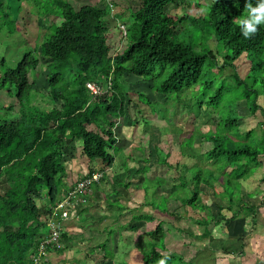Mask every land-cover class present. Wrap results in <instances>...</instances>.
Masks as SVG:
<instances>
[{
  "label": "trees",
  "instance_id": "1",
  "mask_svg": "<svg viewBox=\"0 0 264 264\" xmlns=\"http://www.w3.org/2000/svg\"><path fill=\"white\" fill-rule=\"evenodd\" d=\"M5 1L0 0V32L7 29L14 34L15 20L7 14L11 8ZM15 1H18L17 12L21 10L22 1L39 12V4L43 0ZM138 1L134 10L123 9L111 0L96 4L85 2L77 8L69 0L47 1L50 10L46 7L42 14L38 13L39 20L50 18L41 42L26 52L14 68L1 61L0 90L10 94L4 86L13 87L19 111L15 118L11 113L12 105H7L2 108L6 115L0 117V182L3 183L0 192V264H33L32 256L49 232L48 218L65 193L94 173L100 174L101 178L89 190L97 188L102 181L103 170L112 167L114 158L121 154L116 128L134 96L126 92L125 76L150 83L149 90L164 97L175 108L171 117H166L164 110L163 115L158 113L159 105L151 103L143 93H134L138 99L135 106H138V114L142 118L132 126V130L142 122H149L144 124L149 126L150 120L143 115L144 111L154 113L170 127L173 126L170 120L176 118V114L183 113L185 120H190V126L201 108L213 110L215 114L212 116L216 119L214 126L203 125L184 131L177 125L175 130L179 154L183 158L201 157L195 149L196 137L211 145L203 159L211 163L212 169L179 165L175 188L186 189L190 177L194 185L191 193L187 191L186 196H177L172 192L168 197H162L168 201L174 196L173 202L200 213L199 219L190 217L189 220L203 228L202 239L208 238L210 225L223 223L227 226L239 218L243 222L251 219L253 224L255 207L245 202L241 194L234 201L235 190L231 185L238 184L240 190V181L247 176L249 167L255 166V170L259 166L258 160L264 158V146H260L264 144V138L251 139L253 145L240 141L252 138L255 128L240 130L239 121L243 116L236 106V102L244 100L249 116H261L260 124H257L264 130V109L257 103L264 95V26H258L257 32L249 38L242 37L236 21L245 14L246 0ZM247 2L255 7L258 0ZM169 6L180 7V15L168 13ZM125 13L128 21L122 34L125 45L115 53L107 39L111 33L108 19L116 18L117 23H121ZM116 28L122 37L119 26ZM40 59L48 62L43 90L46 93L42 95L51 107L44 111L31 105L34 85L30 80L39 67ZM238 64L245 65L243 77L237 70ZM226 68L231 71L228 76L223 75ZM87 83L101 86V94L92 96L85 87ZM180 106L182 111H178ZM232 129L243 132L240 134L243 137L231 140L233 137L227 132ZM76 142L85 161L89 164L97 162L104 169H89L78 181L67 183L63 158L69 144ZM160 150L158 167L175 170L167 163L168 154L162 155L168 151L166 146ZM203 171L206 173L204 177L201 176ZM155 184L160 185V181ZM200 187L210 191L208 198L217 209L222 208L218 204L222 199L215 191L219 188L218 193H225L223 199H228L230 207L226 209H234L233 214L230 217L221 215L219 220H215L202 203ZM88 195L87 192L82 195L84 201ZM42 197L47 205L41 217L35 201H41ZM108 206L122 209L110 201ZM243 210L247 216L241 215ZM86 212L87 209H83L80 214ZM155 212L167 214L166 210ZM177 216L188 218L186 215ZM55 219L60 221V215ZM132 219L151 223L155 217L140 214ZM177 232L181 233L180 230ZM165 234L167 232L161 222L146 234L152 243L162 244L163 252H149L142 264H157L160 259L175 255L180 260V256L187 257L186 251L172 253L166 244L163 245ZM66 236L62 229L59 237L61 248H47L48 256L63 253ZM103 250L104 258L111 261L112 250L108 253L105 248Z\"/></svg>",
  "mask_w": 264,
  "mask_h": 264
},
{
  "label": "rangeland",
  "instance_id": "2",
  "mask_svg": "<svg viewBox=\"0 0 264 264\" xmlns=\"http://www.w3.org/2000/svg\"><path fill=\"white\" fill-rule=\"evenodd\" d=\"M47 1L50 0L41 1L39 12H35L34 6L23 1L20 4L21 10L17 12L18 1H5V4H9V8H11L10 13L7 12V14L15 20L16 33L14 31V34H12L7 29H3L0 32V64L3 60L8 67L14 68L26 52L31 51L36 44L41 42L43 34L47 31V24L50 18L44 17V19L39 20L40 16H38V13L42 14L46 10V7L47 10H50L51 7H48ZM69 1L77 8L82 4H86L85 2L96 4L102 0ZM111 1L115 5H120L123 9H127L128 7L131 10H134L139 4L138 0ZM167 12L180 15L181 11L180 7L169 6ZM122 17L124 19L121 23H117L116 18L108 19V27L111 33L107 36V39L115 53H118L125 45L124 35H122L124 32L121 31L122 37H120L118 28H116L117 25L120 26L121 24H123L124 29L127 28V13L122 14ZM210 49L214 50L212 43H210ZM217 60L219 62L218 58ZM47 64L48 62L40 59L39 67L33 73V77L30 80L34 85V97H32L31 105L38 107L40 111L49 110L51 107L50 103L42 95L46 93L43 90L46 87ZM242 69H245V65L238 64L237 70L240 72L241 77L244 76L241 75L244 73ZM230 74L231 71L227 68L223 71L224 76ZM1 77L0 65V79ZM123 81L126 86V92L129 91L128 93L134 96L126 107V115L121 120V124H118L116 128V136L119 140L118 146L122 152L114 158L112 167L104 169V167H99L100 164H97V162L89 164V162L80 156L78 142L69 144L66 150L68 155L65 154L63 158L67 170V183L80 179L89 169H104L102 172L103 178L97 188L92 187V191L89 190L87 192L90 197L86 201L83 200L82 208L87 209V212L80 214V208L74 207L69 212L67 219L63 221V230L67 234L66 240L63 243V253L60 256L55 255V257L53 255L51 257L47 256L45 261L48 264H142L144 256L149 254V252L156 251L161 254L163 252L162 244L152 243L146 235L161 222L164 230L167 232L163 245L166 244L172 253H179L184 250L187 254L185 258L180 256L181 260L178 255L169 256L166 259V264H263L264 158L258 160L259 166L255 170V166L249 167L250 171L247 172V176L244 180L240 181V190L238 184L232 183L231 185V189L235 190L233 195L234 201L238 200L241 194L245 202L255 207L256 219L253 224L250 223L251 219H248L247 222L244 221V223L239 218L227 226H224L223 223L217 224V226L210 225L208 227L210 233L208 238H200L203 228L189 220L190 217L199 219L201 217L200 213L183 208L178 202H173V199H175L173 195V199H168V201L162 196L168 197L172 192H175L174 194H177V196H186V192H190L191 188L193 189L194 185L190 182V177L187 179L189 184L188 186L185 185L187 186L186 189L181 187L175 188L178 185L179 165L184 164L188 167L199 165L212 169L211 163L203 159L205 153L211 149V145L196 137L194 142L195 149H198L201 157L191 160L183 158L179 154L178 136L175 134V130L177 125L182 127L184 131L186 129H198L203 125L211 124L214 126L216 119L214 118L215 116H212L215 114L213 110L201 108L195 122H193L194 124L191 126L188 124L190 120H185L182 115L183 113L176 114V118H171L170 120L171 126L173 125L170 127L154 113L144 111L145 114L143 115L147 116L150 120L149 126H145L149 122H142L141 125L139 124L136 128L133 127L132 130V126L142 118L138 114V106H135L138 99L134 93H143L151 103H156L160 106L158 113L163 115L162 110H164L166 117H171L175 108L173 109L172 104L164 97L152 93L148 88L150 83L130 76L123 77ZM4 88L11 93L7 94L6 91L0 90V117L6 115L2 108L12 105L11 113L16 118L19 105L13 94L14 89L7 85ZM185 94L188 95L187 92ZM257 103L264 109V95L259 98ZM236 106L243 116V119L239 121L240 130L244 131L250 128L253 129L254 127L255 131L252 133V138L248 140H242L243 136L240 134L243 132L237 129H232L227 134L233 137L231 140L236 141V139H241L240 141L253 145V140H256V138L258 140L264 138V130L258 127L261 116L258 113L256 117L249 116L244 100L236 102ZM182 109L183 107H178V111H182ZM165 146L168 151L162 152V155L164 154L163 156L165 157L168 154L167 163L171 167H175V170L173 168H169L168 170L166 167H158L157 165L158 153L161 151V147ZM260 146H264V144L261 143ZM77 165L80 169H78ZM203 173L202 177L206 175L205 171ZM157 181H160V185L155 184ZM2 185L1 181L0 192ZM200 190L203 194H201L202 203L215 220H219L221 215L230 217L233 214L234 209L231 211L226 209V207H230L228 206V199H223L226 196L225 193H218L219 188H215L219 199H222L218 203L222 208L219 207L218 209L215 206L216 204L213 205L211 199L208 198L210 191L202 187H200ZM91 192L93 195L90 194ZM248 194H251V196L248 197ZM41 199V201L36 200L35 205L42 217L47 202L43 197ZM108 200L112 203H117L122 209L109 207ZM165 210L167 214L155 212ZM140 214L152 215L155 217V220L151 223H146L136 222L132 219L133 216L136 217ZM172 214L174 215L171 216ZM247 214L243 210L241 215L247 216ZM177 215H186L188 218L181 219ZM177 230H180L181 233H178ZM240 231H242V236L240 234L242 239H238L241 242L230 241L231 237L239 235ZM100 245H102V249H100ZM243 246L248 247V256H246V252H244L243 256H240L242 255L240 251ZM103 248L107 250V253L112 250L113 257L111 261L104 258L105 252ZM225 254L228 257L224 256ZM241 257L243 258L240 259ZM182 258L184 259L182 260ZM45 261L42 260L41 263Z\"/></svg>",
  "mask_w": 264,
  "mask_h": 264
},
{
  "label": "built area",
  "instance_id": "3",
  "mask_svg": "<svg viewBox=\"0 0 264 264\" xmlns=\"http://www.w3.org/2000/svg\"><path fill=\"white\" fill-rule=\"evenodd\" d=\"M119 28L121 31L125 30L124 26H119ZM85 87L92 96H99L103 89L96 83H87ZM100 178V174L94 173L88 178H85L84 180L78 182L73 189L65 193L59 204L54 209L53 214L48 218L47 226L49 232L40 241L36 254L32 256L31 260L33 264H40L43 259L47 258V248H61V244L59 243V237L63 229V221L67 219V216H69V212L71 211V209H73L79 204H82L84 200L82 198V195L85 192L89 191L91 185L97 184L100 181ZM57 215H60V221L55 219Z\"/></svg>",
  "mask_w": 264,
  "mask_h": 264
},
{
  "label": "clouds",
  "instance_id": "4",
  "mask_svg": "<svg viewBox=\"0 0 264 264\" xmlns=\"http://www.w3.org/2000/svg\"><path fill=\"white\" fill-rule=\"evenodd\" d=\"M236 23L243 38L247 39L255 34L258 26H264V0H258L255 7L246 0L245 14ZM166 259H160L157 264H166Z\"/></svg>",
  "mask_w": 264,
  "mask_h": 264
},
{
  "label": "crops",
  "instance_id": "5",
  "mask_svg": "<svg viewBox=\"0 0 264 264\" xmlns=\"http://www.w3.org/2000/svg\"><path fill=\"white\" fill-rule=\"evenodd\" d=\"M76 181H78V180H76ZM90 194H92V192H91ZM92 195H93V194H92ZM89 197H90V195H88V198H89ZM88 198H87V199H88ZM82 205H83V204H79V205L76 206V208L79 207V208H80L79 210L82 211V210H83ZM255 216H256V213H255ZM255 219H256V217H255ZM241 233H242V231H240V232H239V235H236V236H234V235L232 234V236H234V237H231L232 239H231L230 241H234V240H235V241H237L238 243H240L241 240L239 241L238 238H241V239H242V237H241L242 234H241ZM240 234H241V236H240ZM257 242H258V241H257ZM242 250H244V251H242ZM244 252H246V256H248V254H249V249H248V247L246 248V247L243 246V248H242L241 251H240V253H242V255H240V256H243V255H244ZM240 253H239V254H240ZM49 256L51 257L52 255H49ZM53 256L55 257V254H54ZM224 256L228 257L227 254H225ZM58 258H59V257H58ZM242 258H243V257H241L240 259H242ZM52 259H53V258H52ZM263 260H264V254H263ZM248 264H257V263H248ZM263 264H264V262H263Z\"/></svg>",
  "mask_w": 264,
  "mask_h": 264
}]
</instances>
